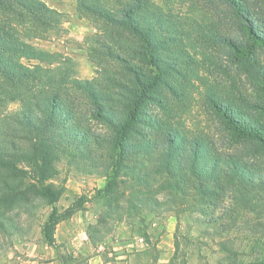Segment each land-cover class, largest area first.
<instances>
[{
  "label": "rangeland",
  "instance_id": "obj_1",
  "mask_svg": "<svg viewBox=\"0 0 264 264\" xmlns=\"http://www.w3.org/2000/svg\"><path fill=\"white\" fill-rule=\"evenodd\" d=\"M244 1L264 19V0ZM153 2L170 15L168 26L173 33L155 47L162 81L149 93L151 98L144 105L148 117L144 114L129 134L125 154L136 161L143 156L148 162L160 158L163 149L157 146V136L167 126L188 138L211 139L223 154L234 150L245 173L231 182L232 188L222 191L220 204L212 210L219 217L217 222L196 221L205 216L197 208L210 204L208 198L199 203L183 193L174 194L173 199L165 192L146 196L143 182L122 181L127 179L126 170L106 189L116 154L112 130L92 113L84 114L83 100L73 99L70 90H64L57 113L65 114V121L48 129L36 127L27 135L31 139L27 150L9 151V161L18 172L15 180L27 188L2 211L9 227H0V264H249L264 260V45L244 37L224 0ZM48 5L62 13L58 29L45 37L26 33V41L60 60L53 76L64 72L92 80L97 92L107 97L104 104L110 114L124 117L131 96L126 90L136 83L121 63L102 53L101 46L110 44L118 51L120 46L139 47L140 41L122 28L87 16L74 0H48ZM218 35L233 38L245 55L236 57L228 47L215 43ZM138 60L139 75L149 78V67ZM21 62L36 64L25 58ZM211 94L230 102L238 112L233 116L259 138L234 136L208 102ZM20 107L18 100L5 99L0 101V115ZM151 116L158 123L146 128L152 139L144 141L138 133ZM37 141L41 144L35 147ZM227 162L222 155V170ZM221 180L223 187L229 185L223 175ZM40 185L60 191L53 244L42 235L51 209L35 191Z\"/></svg>",
  "mask_w": 264,
  "mask_h": 264
},
{
  "label": "trees",
  "instance_id": "obj_2",
  "mask_svg": "<svg viewBox=\"0 0 264 264\" xmlns=\"http://www.w3.org/2000/svg\"><path fill=\"white\" fill-rule=\"evenodd\" d=\"M74 1L76 8L87 16L102 21L105 26L122 28L140 41L139 47L120 46L121 51L112 50L110 44L101 46L102 53L114 58L129 72L136 86L126 90L131 96L124 117L117 119L104 104L107 97L97 92L92 80H79L64 72H60L58 77L53 76L60 69V60L54 53L39 50L26 41L29 39H25L26 33H30L32 37H45L58 29L62 13L49 6L48 0H0V101L15 99L21 104L16 112H10L5 117L0 115V227L8 230L9 218L4 217L2 211L16 196L25 194L27 188H21V184L15 180L19 179L18 172L9 161V151L15 147H19L17 150H27L31 142L27 135L31 130H37L36 127L48 129L55 123L65 121V114L57 113L64 90H70L69 94L73 99L83 100L84 114L92 113L112 130V146L116 148V154L111 168V181L109 180L106 189L116 181L115 178L122 170H126L127 179L122 181L127 184L143 182L147 188L146 196H151L149 192L153 191L165 192L169 199H173L174 194L183 193L185 196H192L199 203L208 198L211 205L197 208L198 213L205 216L196 217V221L206 220L208 224H215L219 217L212 210L220 204L222 191L225 193L232 188L231 182L245 173L235 158L234 150H227L223 154L211 139L208 138V141L199 136L188 138L170 126L165 127L157 136L160 140L157 146L163 149L159 150L160 158L150 159L148 162L143 156L145 162L143 159L136 161L132 156L126 155L127 150H124V143L129 134L137 129L142 116L145 114L148 117L144 105L151 98L149 93L162 81L159 55L155 47L158 43H166L172 37L173 32L168 26L170 15L153 0ZM224 2L231 7L244 37L254 44L264 45V19L251 12L245 6L244 0ZM215 43L228 47L236 57L242 58L245 55L233 38L218 35L215 36ZM137 57L139 62L142 61L149 67V78L139 75L135 64ZM22 58L35 60L36 64L26 65L21 62ZM54 63L58 65L54 68L48 67ZM68 85L71 87L68 88ZM12 89L18 94H11ZM208 102L216 113L221 114L226 128L234 136L259 138V134L242 126L240 118L233 116L238 112L230 102H223L212 94L208 96ZM44 116L47 117L44 119ZM154 119L156 118L151 116L145 120L143 129L138 133L144 141L152 139V133L146 128L158 123ZM45 133L46 130L43 134ZM15 140L18 142L15 143ZM40 144L37 141L33 145L38 147ZM222 155L228 160L225 170L219 165ZM137 165L140 167L137 168ZM222 175L228 181V186L223 187ZM35 191L50 206V213L42 226V235L48 244H53V227L57 221L55 201L60 191L48 185H40ZM154 197L157 199L156 195ZM207 210L211 211L210 214ZM262 261L249 264H263Z\"/></svg>",
  "mask_w": 264,
  "mask_h": 264
}]
</instances>
